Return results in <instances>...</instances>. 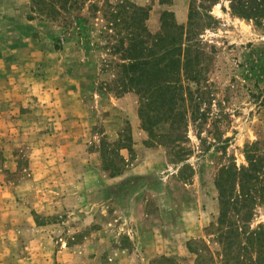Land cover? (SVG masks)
<instances>
[{"label":"rangeland","instance_id":"374dc122","mask_svg":"<svg viewBox=\"0 0 264 264\" xmlns=\"http://www.w3.org/2000/svg\"><path fill=\"white\" fill-rule=\"evenodd\" d=\"M128 1L148 8L152 33L163 30L164 10L188 28L183 47L196 77L182 68L176 98L120 88L121 35L105 0L73 12L91 16L83 34L34 11L33 0H0V264L264 256L249 237L264 230L261 191L230 208L224 239L216 226L223 169L249 165L255 142L264 156V20L234 13L230 0ZM226 186L234 200L236 174Z\"/></svg>","mask_w":264,"mask_h":264},{"label":"trees","instance_id":"16d2710c","mask_svg":"<svg viewBox=\"0 0 264 264\" xmlns=\"http://www.w3.org/2000/svg\"><path fill=\"white\" fill-rule=\"evenodd\" d=\"M84 2L85 0H33L32 8L49 18H61L62 22L67 25L66 27L76 26L79 33L83 34V30L88 29V17L91 16L73 12L80 10ZM105 3L111 9L108 15L112 18V29L118 28L116 32L121 35L119 42L113 45L115 50L120 52L122 59L117 62V80L121 85L120 88L124 91L135 89L141 98L148 92L164 93L170 90L172 97L176 98L179 91L184 88V85L178 81L182 68L188 78L196 77L193 75L194 69L188 67L192 60L191 46L183 47L184 33L188 28L176 20L173 11L164 10L162 12L163 30L157 34L152 33L145 22L148 18V8L145 6L128 0H121L116 4L105 0ZM230 6L234 13L255 19L257 23H262L264 20V0H230ZM91 7H94L96 11L100 10L96 1L91 4ZM196 13L197 10L192 7L189 17L190 24L194 23ZM31 18L34 17L31 16ZM73 19L76 20L75 24ZM122 30H125L123 34L120 33ZM174 110L170 107L168 117L171 119L176 114ZM141 116L143 117L142 112ZM144 122L147 124L146 129L152 132L151 118L146 117ZM257 143L247 145L249 165H243L238 169L227 167L222 171L229 174V177L236 174L241 182L240 193L234 197V200L231 199V190L234 189L226 186L229 177L224 178L221 174V181L218 179L222 208L216 226L223 239L228 233L222 226H225L227 222L230 208L238 203L245 204L246 201L255 199L259 191L264 195V156L256 153ZM249 237L252 245L260 241L259 251L264 249L263 229L251 231ZM262 252L264 253V250ZM263 261L264 256L256 257L253 264L260 262L264 264Z\"/></svg>","mask_w":264,"mask_h":264}]
</instances>
